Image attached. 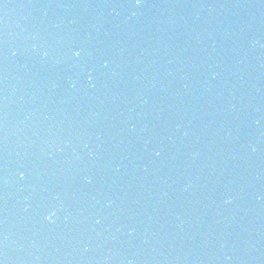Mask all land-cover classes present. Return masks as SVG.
I'll return each mask as SVG.
<instances>
[{"label": "water", "instance_id": "1", "mask_svg": "<svg viewBox=\"0 0 264 264\" xmlns=\"http://www.w3.org/2000/svg\"><path fill=\"white\" fill-rule=\"evenodd\" d=\"M0 264H264V0H0Z\"/></svg>", "mask_w": 264, "mask_h": 264}, {"label": "snow or ice", "instance_id": "2", "mask_svg": "<svg viewBox=\"0 0 264 264\" xmlns=\"http://www.w3.org/2000/svg\"><path fill=\"white\" fill-rule=\"evenodd\" d=\"M142 2H143V0H135L137 7L141 6Z\"/></svg>", "mask_w": 264, "mask_h": 264}, {"label": "clouds", "instance_id": "3", "mask_svg": "<svg viewBox=\"0 0 264 264\" xmlns=\"http://www.w3.org/2000/svg\"><path fill=\"white\" fill-rule=\"evenodd\" d=\"M75 55H77V56H78V55H79V52L75 53Z\"/></svg>", "mask_w": 264, "mask_h": 264}]
</instances>
